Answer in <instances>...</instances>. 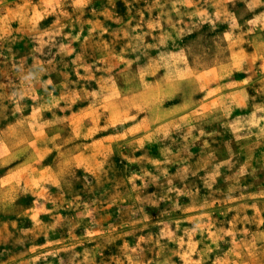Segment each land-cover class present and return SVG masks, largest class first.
I'll list each match as a JSON object with an SVG mask.
<instances>
[{
	"label": "rangeland",
	"instance_id": "rangeland-1",
	"mask_svg": "<svg viewBox=\"0 0 264 264\" xmlns=\"http://www.w3.org/2000/svg\"><path fill=\"white\" fill-rule=\"evenodd\" d=\"M0 264H264V0H0Z\"/></svg>",
	"mask_w": 264,
	"mask_h": 264
}]
</instances>
